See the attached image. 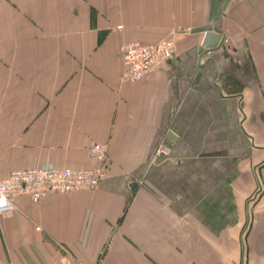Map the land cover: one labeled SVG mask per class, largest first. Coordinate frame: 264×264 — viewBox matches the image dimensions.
I'll return each instance as SVG.
<instances>
[{
    "label": "crops",
    "instance_id": "0c3cea01",
    "mask_svg": "<svg viewBox=\"0 0 264 264\" xmlns=\"http://www.w3.org/2000/svg\"><path fill=\"white\" fill-rule=\"evenodd\" d=\"M178 34L123 80L122 46ZM93 189L17 197L0 264H264V0H0V175L91 168ZM162 145L165 157L154 159Z\"/></svg>",
    "mask_w": 264,
    "mask_h": 264
},
{
    "label": "built area",
    "instance_id": "2783aa9c",
    "mask_svg": "<svg viewBox=\"0 0 264 264\" xmlns=\"http://www.w3.org/2000/svg\"><path fill=\"white\" fill-rule=\"evenodd\" d=\"M190 26H177L170 33L155 42L132 41L122 46L125 71L123 80H142L156 72L173 56L178 34L192 33ZM89 154L99 161L91 168H72L51 165H34L24 169L11 170L0 175V214L12 212L15 200L27 196L38 202L54 193H69L75 190L93 189L108 174L109 144L93 142L88 147ZM166 147L159 145L154 151V159L165 157ZM66 264H72L67 262Z\"/></svg>",
    "mask_w": 264,
    "mask_h": 264
},
{
    "label": "water",
    "instance_id": "95a60500",
    "mask_svg": "<svg viewBox=\"0 0 264 264\" xmlns=\"http://www.w3.org/2000/svg\"><path fill=\"white\" fill-rule=\"evenodd\" d=\"M221 11L222 9H220V13L215 17L212 23L193 29V32H204L205 34L202 44L199 48L200 53L205 50L214 49L223 42L224 34L219 30L217 26V20L221 15Z\"/></svg>",
    "mask_w": 264,
    "mask_h": 264
}]
</instances>
